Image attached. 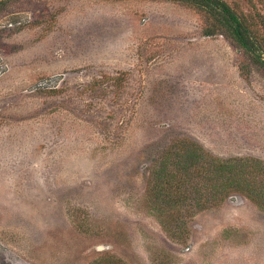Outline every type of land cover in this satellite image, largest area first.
<instances>
[{
	"label": "rangeland",
	"instance_id": "1",
	"mask_svg": "<svg viewBox=\"0 0 264 264\" xmlns=\"http://www.w3.org/2000/svg\"><path fill=\"white\" fill-rule=\"evenodd\" d=\"M241 63L177 3L0 0V264H264L245 196L184 216L176 238L148 197L179 139L264 160V77Z\"/></svg>",
	"mask_w": 264,
	"mask_h": 264
},
{
	"label": "trees",
	"instance_id": "2",
	"mask_svg": "<svg viewBox=\"0 0 264 264\" xmlns=\"http://www.w3.org/2000/svg\"><path fill=\"white\" fill-rule=\"evenodd\" d=\"M194 10L201 18L202 36L222 37L242 55L241 75L254 67L264 77V13L239 11L228 0H165ZM154 161L149 201L170 237L183 234V217L245 196L264 211V160L220 158L190 139L163 148ZM239 197V196H238ZM188 209L185 212L182 210ZM188 213V214H187ZM92 264H124L114 256Z\"/></svg>",
	"mask_w": 264,
	"mask_h": 264
}]
</instances>
